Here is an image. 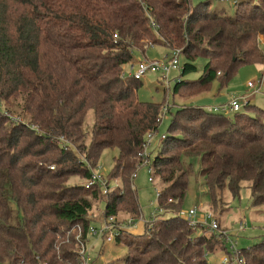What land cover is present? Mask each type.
Returning a JSON list of instances; mask_svg holds the SVG:
<instances>
[{"label": "trees", "instance_id": "16d2710c", "mask_svg": "<svg viewBox=\"0 0 264 264\" xmlns=\"http://www.w3.org/2000/svg\"><path fill=\"white\" fill-rule=\"evenodd\" d=\"M244 5L251 8L239 11ZM235 6L228 18L190 0H0V264H81L78 248L59 237L79 225L85 240L100 200L101 221L138 218L132 179L145 136L157 132L163 113L162 105L137 99L140 80L123 70L134 51L180 49L171 93L193 87L197 97L236 64L262 63L264 0ZM198 60H205L202 73L189 83L184 77L197 73ZM164 137L161 148L175 144V152L156 154L150 166L167 185L157 197L166 217L145 226V240L126 245L124 264H209L206 253L214 246L225 252L223 242L195 237L179 217L193 164L214 211L228 210L225 195L234 198L243 183L252 208H263L264 112L228 117L182 107ZM106 149L117 152L106 177L117 183L103 195L84 189V163L95 168ZM71 178L84 183L66 185ZM68 243L76 246L74 238ZM239 252L246 264H264V239Z\"/></svg>", "mask_w": 264, "mask_h": 264}, {"label": "rangeland", "instance_id": "374dc122", "mask_svg": "<svg viewBox=\"0 0 264 264\" xmlns=\"http://www.w3.org/2000/svg\"><path fill=\"white\" fill-rule=\"evenodd\" d=\"M246 1L251 2L253 5H257L261 0ZM190 2L193 6L198 3H207L210 9L228 18H234L238 10V7L232 3H223L220 0H190ZM250 8L249 5H244L239 8V11ZM261 40L263 39L260 38L259 46L263 56L262 63L236 64L235 70L229 77L225 78L224 74H220L221 76H218L219 78L210 84L209 90L199 94L197 97L192 96L195 90L193 87L184 88L179 96H173L171 91L175 84L174 81L179 74L177 71L171 72L166 80H163L160 74H145L141 78V86L136 92L137 99L144 103L160 104L162 108L167 104L169 108L168 112H164L157 132L152 137L151 144L146 148V154H150L153 159L156 154L167 157L175 152L173 148L175 144L173 146L161 148L158 142L159 139L166 134L170 120L179 108H214L219 105L222 106V104L225 105L230 101L237 100L241 107V112H239L241 114L254 116L257 111L264 112V43H262ZM168 53L169 51L166 48L155 45L149 46L143 53L134 51L133 56L135 62L143 61L144 59L148 61H160L163 60ZM179 62L180 64L183 63V57L179 58ZM204 64L205 60L196 61L195 66L197 67V73L188 74L184 79L189 81V83L196 81L202 73L201 68ZM250 82H253L256 87H259L258 93H251L252 89L247 87V84ZM246 99L250 100V103L244 106L247 101ZM223 115L233 117L234 113L227 112ZM261 116L263 117V115ZM91 125L92 114L89 112L86 116L84 128L88 129ZM175 133H177V131ZM89 138L88 136L85 139L86 145L89 144ZM60 139L64 140L63 138H59L58 141H60ZM147 141L148 139H146V142ZM116 155V150H104L97 160L95 171H99L104 177L110 175L113 167V159ZM199 169V163H194L192 173L189 177L187 193L183 201L182 211L185 212L194 206L201 205L203 206V208H201L202 210L205 211L207 209L213 213L218 223H220L221 231H226L229 235V240L231 242H236L235 249L237 251L247 249L259 240L264 239V207L260 209L252 208L250 190L247 184L243 183L241 185L237 196L234 198H232L230 194L225 195V197L228 198L225 200V204L228 205V210H223L222 212H218L217 210L214 211L212 206L208 205L205 188L202 182H200ZM149 177L148 167L142 165L137 169L132 179V187L136 194L139 216L133 219L131 221L132 224L127 227V233L129 235H124L119 241L114 239L110 243H104L101 238L92 237L89 233L86 234L84 247L87 264H124V259L128 254L126 245L145 240L147 236L145 233V226L150 225L155 220L166 217L160 216V212L157 211L156 192L163 191L167 185H164L157 176L154 177V181L151 183L148 181ZM114 182H111L110 186H114ZM83 183L84 182L76 178H71L67 181L66 185L76 186L82 185ZM104 208L105 202L100 200L94 207L95 210H93L92 217H90L92 222H90L89 229L100 228V222L97 221L101 219ZM91 214L92 213H90V215ZM129 220V218L120 216L117 222L123 223L124 221V224H128ZM239 222L246 223V228L242 232H237ZM192 232L195 237L203 234V231L199 228ZM75 235L76 234L71 231L65 232L63 237H59V244L64 243V246H67L68 249L76 251L77 246L73 247L72 244L68 243ZM227 247L229 248L230 245L228 244ZM225 256V252L219 251V246H214L212 253L207 254L206 260L209 264H221Z\"/></svg>", "mask_w": 264, "mask_h": 264}, {"label": "built area", "instance_id": "2783aa9c", "mask_svg": "<svg viewBox=\"0 0 264 264\" xmlns=\"http://www.w3.org/2000/svg\"><path fill=\"white\" fill-rule=\"evenodd\" d=\"M223 3H232L233 5H236L238 0H220ZM182 57V53L180 49H173L169 50V53L165 56L163 60L160 61H148L147 59H144L143 61H138L136 64H129L127 65L124 70L122 76L124 77H132L137 80H141V78L147 74V73H154V74H160L163 80L167 79V76L171 72H180L182 69V64L179 62V58ZM175 83L178 82V78L174 81ZM247 87L252 89L251 93H258L259 87H256V85L253 82H250L247 84ZM247 100V99H246ZM250 100H247L244 104V106H247V103ZM162 113L168 112L169 108L167 104L165 107L161 108ZM207 112L214 113V114H225L227 112H232L234 114L241 112V107L238 104L237 100H233L228 102L225 105L217 106L214 108H204ZM155 134H147L145 136V144L143 145V150L138 154L140 158L142 159V165H145L148 167V174H149V182H153V176H152V169L150 166V162L152 157L150 154H146V148L148 145L152 142V137ZM164 135L159 139L158 145H161V142L164 140ZM146 139L148 141L146 142ZM61 146H64L66 143L64 140L60 139ZM86 165V168L89 171V177L84 183V189L90 190L92 188H98L103 195H107L108 191H110L111 186L110 183L106 177L100 174V172L95 171V168L90 167L88 163H84ZM50 169H53L50 167ZM134 178V175H133ZM116 184V182H115ZM157 197L159 196L160 192H156ZM201 208L202 206H194L193 208L189 209L188 211H180L179 217L181 220H183L187 227L191 229L192 231L196 230L197 228L201 229L203 233H209L217 235V238L221 239L223 242L222 246L224 248V251L226 253L225 258L222 259L221 264H246L245 259L242 257L239 251L235 249L236 242H231L229 240V235L226 233V231H221L218 221L216 220L213 213L208 211L207 209L204 211ZM200 215V216H199ZM130 219V218H129ZM125 221V220H124ZM118 223L114 217H108L102 219L100 222V228L99 229H88L87 233H89L92 237L95 238H101L104 243H110L114 239L116 240L120 235L125 234L127 232V227L131 225L132 219L129 220V223ZM246 228V223L239 222L237 227V232H242ZM71 232H74L76 235L74 237V241H76V246L78 248V257L80 258L81 264H87V258L85 254V240H82L81 238V229L79 225H76L73 229L70 230ZM230 245L228 248L227 245ZM206 253V257H207Z\"/></svg>", "mask_w": 264, "mask_h": 264}, {"label": "crops", "instance_id": "0c3cea01", "mask_svg": "<svg viewBox=\"0 0 264 264\" xmlns=\"http://www.w3.org/2000/svg\"><path fill=\"white\" fill-rule=\"evenodd\" d=\"M143 53V52H142ZM137 62H133V64H136ZM223 105V104H222ZM219 106H221V105H219ZM201 206V205H200ZM203 207V206H202ZM92 215H93V212H92V214L90 215V217H92ZM101 221V219L99 220V221H97V222H100ZM126 235H127V232H126Z\"/></svg>", "mask_w": 264, "mask_h": 264}]
</instances>
